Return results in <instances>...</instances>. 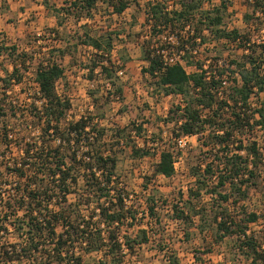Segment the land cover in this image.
I'll return each instance as SVG.
<instances>
[{"label": "trees", "instance_id": "1", "mask_svg": "<svg viewBox=\"0 0 264 264\" xmlns=\"http://www.w3.org/2000/svg\"><path fill=\"white\" fill-rule=\"evenodd\" d=\"M107 2L118 15L131 5L129 0ZM43 3L55 7L50 0ZM98 3L66 0L65 6L53 9L58 17L61 11H82L94 18ZM232 5V0L148 2L145 25H149L150 35L143 45L148 62L144 71L158 80L162 93L181 97L166 118L176 122V137L196 135L208 149L204 162L191 169L194 181L187 192H180L171 204L172 218L185 227L187 236L192 228L200 232L215 229L211 234L214 243L236 236L237 247L249 264H264V244L249 232L261 215L244 204L251 188L264 181V152L253 138L257 129L264 130V96L257 106L250 102L254 94L264 92V60L255 55L257 49L252 45L243 62H230L239 70L229 72L226 63L218 64L219 58L208 52L215 40L249 41L239 28L224 27ZM247 5L252 7L244 14L247 23L257 13L264 16V0H250ZM114 34L119 33L108 32V40L103 42L101 36L86 32L83 40L97 49L102 59L94 67L101 66L109 79ZM202 47L207 51L205 58L194 52ZM261 47L264 49V44ZM170 49L183 52L185 64L177 61L166 65L164 54ZM5 50L13 64L9 77L4 78L8 84L5 90H9L11 85L23 83V70L33 60L27 53H17L15 45L0 48V54ZM231 73H238L239 78L233 79ZM63 76L64 68L56 60H41L35 70V92L26 107L14 99L8 104L5 97L0 101V182L6 177L16 179L13 185L5 183L7 188L11 185V192L0 187V264H86V256L94 254L100 256L99 264H127L137 247L149 242L148 231L142 228L140 238L130 232L136 224L138 204L117 173L116 145L102 142L107 132L101 126L105 114H84L69 120L71 101L57 89ZM117 91L123 98L124 90L118 87ZM11 117L19 121L11 120V124ZM113 129V140H120L121 153L122 143L129 146L135 128ZM141 131L138 126V136ZM3 146H16L17 156L6 162L8 154ZM130 147L135 157L151 153L137 144ZM159 155L156 173L173 177V151L163 149ZM204 194H212V201H204ZM158 204L150 194L144 214L154 217ZM173 264L178 262L174 259Z\"/></svg>", "mask_w": 264, "mask_h": 264}, {"label": "rangeland", "instance_id": "2", "mask_svg": "<svg viewBox=\"0 0 264 264\" xmlns=\"http://www.w3.org/2000/svg\"><path fill=\"white\" fill-rule=\"evenodd\" d=\"M65 1L50 0L56 8L65 6ZM107 1L99 0L94 10L95 17L90 18L82 11L71 14L61 11L58 17V12L53 9L55 7L45 6L43 0H0V48L15 45L17 53H27L28 58L33 60L23 70V83L11 85L9 90H5L8 84L4 78L9 77L13 64L8 51L0 54V101L5 97V104H8L14 99L26 107L35 92L37 64L41 60L51 59L64 68V76L58 81L57 89L62 97L71 101L69 120L78 119L84 114H105L101 126L107 132L102 142L116 145L117 173L130 191L132 200L138 204L136 224L130 232L133 237L140 238L141 229L145 228L149 236V242L138 246L136 254L127 258V264H173L174 259L178 264H249V260L237 247L236 236H228L221 243H214L211 234L215 229L200 232L195 228L187 236L185 227L172 218L171 204L178 200L180 192H187L194 181L191 169L204 162L208 149L196 135L188 139L185 147L177 144L174 133L177 124L175 121H166V118L169 110L180 104L181 97L162 93L158 80L144 71L148 62L145 60L143 45L150 35V27L145 25V8L153 0H129L131 5L122 15L114 14ZM248 1L232 0L233 5L226 13L224 27L239 28L243 34H247L249 41L245 44L249 48L254 45L257 49L255 55L264 60V49L261 47L264 44V16L257 13L255 19L247 23L244 14L252 10L247 5ZM86 32L91 36H101L103 42L108 40V32L119 33L113 35L112 79L102 71L101 66L94 67L102 58L97 55V49L83 43ZM225 42L215 40L213 46H209V54L218 57L217 62H243L245 49L239 48L237 43ZM157 44L160 46V43ZM170 50V53H176L175 49ZM248 53H251V49ZM195 54L203 58L208 56L205 47ZM211 62L215 63L216 60L212 59ZM239 68L235 64L229 70L238 71ZM121 69L123 73H120ZM188 70L194 68L188 67ZM231 75L233 79L239 78L238 73ZM118 87L124 90L123 98H120ZM263 96L264 92L254 94L250 102L257 106ZM96 119L95 122L98 121ZM11 120L12 123L19 121L11 117L8 122L11 123ZM128 125L135 128L129 143L145 147L151 152L150 155L135 157L130 144L126 146L125 143H122L121 146L125 147L120 153V140H113L116 134L113 128ZM138 126L142 127L139 136L136 133ZM253 138L259 141L264 152V130L257 129ZM5 149L8 154L6 162L17 156L16 146ZM163 149L172 150L177 160L173 177L156 173V164ZM7 178V181L0 182V187L11 192L10 187L16 179ZM6 182L11 184L8 188ZM150 194L159 203L154 217L144 214ZM212 196L204 194V201H212ZM244 204L249 211L260 213V220L250 225L249 232L264 244V181L261 180L258 187L251 188ZM161 246L164 251L160 249ZM99 258L98 254L86 256V264H99Z\"/></svg>", "mask_w": 264, "mask_h": 264}, {"label": "built area", "instance_id": "3", "mask_svg": "<svg viewBox=\"0 0 264 264\" xmlns=\"http://www.w3.org/2000/svg\"><path fill=\"white\" fill-rule=\"evenodd\" d=\"M241 39V38H240ZM238 40L236 43L237 44H245V42L247 41V40ZM171 40H172V42H175V39H172L171 38ZM243 49H245L244 50V52L245 53H247L248 54V52H249V46H247L246 44H245V47L243 48ZM171 52V50L170 51H165V54H164V57H165V64L166 65H168V64H172V63H175V62H180V63H182V64H185V62H184V60H183V58H182V54H183V52H179V51H177L176 50V53H170ZM194 52H196L195 50H194ZM218 63L219 64H222L223 63V60L222 61H218ZM230 64V62H227L226 63V65H227V68H233V66H230L229 65ZM229 72H230V70H229ZM120 73H123V70L121 69L120 70ZM230 74V73H229ZM168 96H172V95H168ZM194 135H192V136H190V135H184V136H179V137H177L176 138V141H177V144L179 145V146H181V147H185L186 145H187V143H188V139L190 138V137H193ZM176 164H177V160H176V158H175V167H176Z\"/></svg>", "mask_w": 264, "mask_h": 264}]
</instances>
